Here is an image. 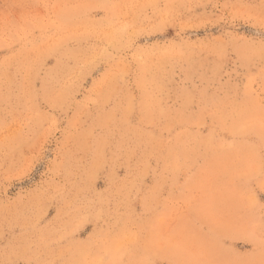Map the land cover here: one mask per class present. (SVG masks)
Here are the masks:
<instances>
[{
  "label": "rangeland",
  "instance_id": "374dc122",
  "mask_svg": "<svg viewBox=\"0 0 264 264\" xmlns=\"http://www.w3.org/2000/svg\"><path fill=\"white\" fill-rule=\"evenodd\" d=\"M0 264H264V0H0Z\"/></svg>",
  "mask_w": 264,
  "mask_h": 264
}]
</instances>
